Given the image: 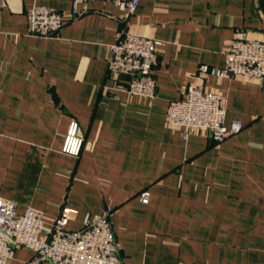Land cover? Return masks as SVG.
<instances>
[{"label": "crops", "instance_id": "1", "mask_svg": "<svg viewBox=\"0 0 264 264\" xmlns=\"http://www.w3.org/2000/svg\"><path fill=\"white\" fill-rule=\"evenodd\" d=\"M115 1L83 4L42 37L28 32L29 10L69 17L71 0H0V197L49 223L67 210L73 230L110 208L124 264H264V78L199 76L225 65L232 39L264 40V0H142L127 19ZM126 27L162 41L154 98L108 74ZM190 84L222 94L227 125L244 129L216 142L172 128L169 106ZM72 120L79 156L62 152ZM33 256L18 248L7 264Z\"/></svg>", "mask_w": 264, "mask_h": 264}, {"label": "built area", "instance_id": "2", "mask_svg": "<svg viewBox=\"0 0 264 264\" xmlns=\"http://www.w3.org/2000/svg\"><path fill=\"white\" fill-rule=\"evenodd\" d=\"M93 0H71L70 16L55 8L33 6L28 13V32L42 37L57 36L65 23L80 13V6ZM142 0H116L125 19L133 15ZM162 41L141 31L124 28L117 40L109 45L108 74L115 86L124 87L130 94L154 98L157 80L154 74L158 64V51ZM199 76L209 80L222 78H264V40L239 36L230 41L225 65H202ZM126 79V80H123ZM227 106L222 94L208 90L205 84H190L183 97L172 101L168 110V123L183 135L192 131H209L216 142L244 129L241 120L226 123ZM85 143L83 130L76 120L69 124L62 152L79 156ZM151 192L145 190L141 201L148 203ZM111 209L88 215L83 227L68 228L67 210L51 223L44 213L31 207L19 211L14 201L0 197V264H7L18 248H27L34 256L25 264H124L110 220Z\"/></svg>", "mask_w": 264, "mask_h": 264}]
</instances>
